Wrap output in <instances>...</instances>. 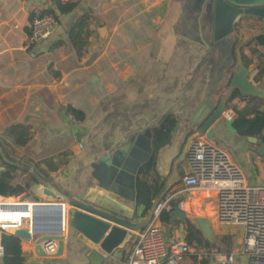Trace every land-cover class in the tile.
<instances>
[{"label":"crops","instance_id":"crops-1","mask_svg":"<svg viewBox=\"0 0 264 264\" xmlns=\"http://www.w3.org/2000/svg\"><path fill=\"white\" fill-rule=\"evenodd\" d=\"M67 2L77 4L72 11L62 13L60 5ZM46 12L57 16L55 35L24 49L29 22ZM86 13L90 18L84 33L88 30L89 35L78 52L69 41L68 31ZM238 25L231 37L214 42L210 0H0V124L4 113L11 112V123L3 132L18 123L30 127L29 142L25 147L14 146L19 157L13 159L21 167L17 171L18 181L30 176L38 179L25 193L10 197L30 203L61 202L69 209L58 191H83L94 180L93 163L101 155L151 128V151L145 163L155 156V174L149 179L157 180L158 194L148 209L137 201L136 194V221L147 224L152 220L154 206L178 174L180 182L165 194L179 192L172 201L173 208L165 210L170 211V218L167 222L158 218L168 243L186 240V222L170 221L181 203L188 221L191 214L193 218L199 214L213 221L215 197L200 193L193 201L191 194L180 193L182 178L188 170L187 157L183 155L192 136L198 133L196 121L207 118L210 107L216 109L228 91L231 77L238 69V41L262 27L259 20L247 16L240 18ZM102 26L106 29L104 38L100 34ZM94 27L99 33L97 44L105 42V48L96 44L87 49L95 38ZM260 51L264 61V45ZM244 53L247 66H254L248 79L264 90V75L258 76L256 56L247 49ZM119 71L124 73L120 79L114 75ZM108 72H114L111 78ZM250 109L264 110V96L238 92L236 98L227 102L222 117L227 119L226 111H232L236 117V111L247 114ZM169 116L176 119V124L169 140L155 151L154 128ZM217 123L214 142L227 147L249 184H264V153L259 152L264 141L259 137L257 141L249 140L238 132L233 134L220 121ZM34 128L42 131L44 138L35 145ZM26 148L29 149L25 153ZM141 150L145 157L148 151ZM129 163L130 168H136L135 160ZM132 175L137 192L139 171L134 174L128 170L129 181ZM53 215L52 211H41L40 227H51ZM15 221L6 223L7 227ZM28 226L29 219H25L23 227ZM134 233L120 248L106 253L71 232L66 223L65 245L60 255H38L34 234L31 240L21 238L23 264H126Z\"/></svg>","mask_w":264,"mask_h":264},{"label":"water","instance_id":"water-1","mask_svg":"<svg viewBox=\"0 0 264 264\" xmlns=\"http://www.w3.org/2000/svg\"><path fill=\"white\" fill-rule=\"evenodd\" d=\"M213 10V41L218 42L231 37L236 29L239 19L247 16L259 20L262 27L259 31L240 41L236 47L238 69L231 77L230 85L226 95L219 105L214 109L210 107L211 114L204 120H197L198 133L215 139V125L222 123L228 131L237 133L234 127L235 117L226 119L223 116L228 98L236 90L248 96H264V90L260 89L248 79V74L254 69L253 65L247 66L243 62L241 48L258 36H264V0H210ZM101 37L104 38L106 29H100ZM249 140L257 141L256 137L249 136ZM152 142V129L147 128L143 132L132 135L129 140L101 155L97 162L93 163L92 177L94 180L86 185L85 189L76 194L58 193L64 197L70 206L65 207L61 202H33L30 205H22L19 208L18 221L21 226L14 229V235L22 239H33L34 250L38 255L47 256L43 244L57 241V255L62 254L65 237L63 235L66 223L71 232L78 234L87 243L100 247L106 253H111L120 248L132 231L142 229L144 222H137L136 185L135 177L127 178V171L136 174L141 166L148 160ZM142 148L146 149V156H141ZM137 149V150H136ZM264 153V145L259 149ZM148 154V155H147ZM0 155L9 161L0 144ZM186 158V152L183 155ZM129 160L137 162L136 168H130ZM186 163L189 171V164ZM181 175L178 174L174 182L166 186L160 199L177 183ZM131 188V190H130ZM24 208V209H23ZM22 209V210H21ZM41 211H52L54 213L51 227L42 228L39 225V213ZM29 219V226L23 227L21 218ZM181 220L187 222L186 213L179 207L176 208L170 221ZM197 228L202 232L205 239L214 244L216 242L211 223L204 217L194 218Z\"/></svg>","mask_w":264,"mask_h":264},{"label":"built area","instance_id":"built-area-1","mask_svg":"<svg viewBox=\"0 0 264 264\" xmlns=\"http://www.w3.org/2000/svg\"><path fill=\"white\" fill-rule=\"evenodd\" d=\"M29 33L24 43L28 49L39 41L50 39L58 27L57 16L52 12L35 15L29 22ZM227 119L233 117L232 111H226ZM189 171L182 178L180 193L192 195L196 201L200 193L215 197L214 221L241 228L242 248L240 251L221 252L194 244L186 240L168 243L158 218L162 211L173 208L172 201L179 193L167 194L159 199L153 208V218L136 230L131 237V248L126 264H264V184H249L242 169L232 160L229 153L210 139L199 133L192 136L186 150ZM0 196V215L5 207L15 213L22 206L18 203L2 201ZM183 203L180 208L183 209ZM26 218L24 217V220ZM19 222L5 226L0 220V258L4 255L2 235L11 233ZM23 226V223H22ZM58 243L53 240L43 244L48 254L57 251ZM244 259V262H242Z\"/></svg>","mask_w":264,"mask_h":264},{"label":"trees","instance_id":"trees-1","mask_svg":"<svg viewBox=\"0 0 264 264\" xmlns=\"http://www.w3.org/2000/svg\"><path fill=\"white\" fill-rule=\"evenodd\" d=\"M76 4V2H67L64 5H60V11L62 13L70 12L75 8ZM89 18V14H84L75 23L72 24L71 28L68 31L69 41L78 52H81L87 43L89 32L87 30V34H85L84 29H88ZM237 28H239L238 23L236 24L235 32ZM239 42L240 41H238V43ZM263 45L264 36H258L241 48L242 58L243 61L246 62V65H248L249 62L245 61V49H247L252 55L256 56L258 67L260 69L258 74L259 77L264 75V61L262 58L263 54L260 51V47ZM238 92L239 91L236 90L233 94H231L228 98V102L236 98ZM70 110L72 113H74V115H77L75 114V109L70 108ZM247 111V114L236 111L234 127L237 129V132L241 136L259 137L264 141V110L250 109ZM251 113H254L255 115L252 117ZM175 124L176 119L172 116H169L162 122V124L154 128V147L156 148L155 151L157 150V148H159L169 140L170 132ZM6 134L12 138L16 146L25 147L30 140V127L28 125L20 123L14 124L6 130ZM1 147L5 153L6 158L9 161L5 160L0 155V166L3 167L0 170V196H19L22 193H25L32 186V184L38 183V179L35 176H30L25 181H18L17 171L20 170L21 167L17 165V162L14 161L9 153L6 152L2 144ZM154 171L155 156H152L151 159L140 168L137 180V201L141 204H144L147 209L150 208L153 197L158 194L159 186L157 180L149 179ZM8 201L12 202L15 200L9 199ZM160 218L163 222H167L170 218V211H162ZM185 229L186 241L189 245H204L208 248L219 250V248L217 247V241L214 244L209 243L203 236L202 232L192 222L187 221L185 223ZM2 245L4 248V255L1 258L0 264H23L24 258L22 255V245L20 237L14 235L13 233H4L2 235Z\"/></svg>","mask_w":264,"mask_h":264},{"label":"rangeland","instance_id":"rangeland-1","mask_svg":"<svg viewBox=\"0 0 264 264\" xmlns=\"http://www.w3.org/2000/svg\"><path fill=\"white\" fill-rule=\"evenodd\" d=\"M236 31H238V28H237ZM96 35H98V37ZM93 36H95V38H93V43L89 42L87 44V49L88 48L92 49V47H94V45H96L97 42H98L96 40L99 39V33H97L95 27L93 28ZM97 46H99L101 49L105 48V42H104V44H99L98 43ZM106 74H108V76L111 78L113 76L114 72H108ZM114 75H116V77L120 79V78L123 77L124 73H122V71H119V72H116ZM12 115L13 114H11V112L4 113L3 121L0 124V142L3 145V148H5L6 152L9 153V155L12 158H15V157L18 158L19 157L18 154H17L18 152L16 151V148L14 147L16 145L14 144L12 138L9 135H7L5 132L2 131V129L4 127H6L8 124L11 123L10 118L12 117ZM69 120H70V118H69ZM67 122H69V121H67ZM64 129H67V128H64ZM32 133L34 134L33 135V137H34L33 144L34 145L38 144L41 140L44 139L42 131H40V130L37 131L34 128V131ZM222 148H224L226 151H228L227 147H223L222 146ZM28 149L29 148H26L24 150L25 153L28 152ZM230 153L231 152H229V154ZM193 216L194 215L191 214V217L189 219H190V221L193 224L196 225V222H195ZM195 217H204V216L196 214ZM207 220L211 223L212 231H213V234H214L215 239H216L217 244H218L217 245V247L219 248L218 251L227 253V252H230V251H233V250H238V251L241 250L242 245L239 242V241H241V228L240 227L235 226V225H230V224H220V223H218V222H216L214 220L213 221H210L209 219H207ZM237 242H239V243L237 244ZM200 246H202V245H200ZM242 262H244V259H242Z\"/></svg>","mask_w":264,"mask_h":264},{"label":"bare ground","instance_id":"bare-ground-1","mask_svg":"<svg viewBox=\"0 0 264 264\" xmlns=\"http://www.w3.org/2000/svg\"><path fill=\"white\" fill-rule=\"evenodd\" d=\"M9 199H14L15 201L14 202H11V203H17V204H19L18 203V200L17 199H15V198H9V197H7V198H5V199H2V201H4V202H9L8 200ZM20 204H22V205H30L31 206V208H33L32 206H33V204H32V202L30 203L29 201H24V202H22V203H20ZM19 208H21V206L19 207ZM24 209V208H23ZM9 210H10V207H5V209H4V213L2 214V215H0V220L2 221V223L5 225V226H7L6 225V223H11V221H15V220H18L17 218H18V216L20 215V212H18V211H20V210H17L15 213H11V212H9ZM22 210V209H21ZM22 219V218H21ZM23 220V219H22ZM24 221V220H23ZM23 221H22V223H23ZM16 222V221H15ZM19 222V221H18Z\"/></svg>","mask_w":264,"mask_h":264}]
</instances>
